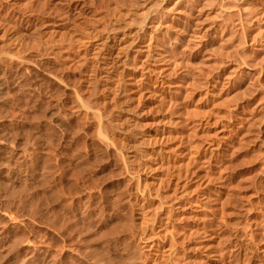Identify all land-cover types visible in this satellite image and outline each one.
Masks as SVG:
<instances>
[{
	"label": "rangeland",
	"instance_id": "obj_1",
	"mask_svg": "<svg viewBox=\"0 0 264 264\" xmlns=\"http://www.w3.org/2000/svg\"><path fill=\"white\" fill-rule=\"evenodd\" d=\"M41 1L25 0V3L21 0L17 2L18 5L3 3L4 6L0 8V264H264V38H261L262 50L257 46L250 55L245 56V63L240 67L243 74L239 76H234L233 68L240 62L238 60L235 64V60L242 58V50L238 57L223 55L222 65L219 66L215 63L218 53L212 47L214 44H208L210 52H213L210 54L208 51L207 54L204 51L205 56H210L205 61V67H202V75L206 76L207 71L211 70V73L224 79L215 84L211 81L207 85L204 79L202 86L200 78L203 80L204 76L201 75L199 79L195 78L199 85L194 79L195 87L194 81H182L183 73L169 67L171 64L168 61L164 63L158 58L144 57L145 44H140L143 48L126 45V35L132 32L129 29L134 26L133 16L130 19L128 14L131 15V11L128 13V10H135V5L137 14H141L151 8L144 6L151 0H133L132 3L129 0H63L66 7L61 1L46 0L49 7L56 11L54 17L58 18L39 15L41 12L36 10L40 11L38 5H42ZM22 2H29V6H24ZM170 2L160 0L159 3L158 0V5L171 7L174 2ZM260 2L257 0L256 5L261 11L264 4L260 5ZM12 4H15L13 8ZM59 4L61 7H58ZM123 8L127 9V13ZM110 9H113V14ZM151 9L153 15L157 8ZM261 17L260 24L264 25V12ZM6 22L12 24L7 26ZM4 28L7 32H4ZM9 28L15 34L9 33ZM211 28L207 43L214 36ZM232 32L228 31V38L235 31ZM61 35L69 41H64V37L61 39ZM53 37H57L55 40L58 44ZM78 38L80 41L76 43ZM81 38L85 41L82 46ZM87 42L100 47L108 46L111 57L117 60L113 67L135 72L134 79L124 78L125 88L117 96L106 97L109 90L101 85L102 81L97 83L98 87H102H96V92L91 89L94 87L88 71L93 70V64L89 63L94 59L87 57L88 61H85L86 55L83 53ZM139 47L143 50H139ZM7 49L11 53L13 51L14 56H10ZM69 49L73 54H69ZM256 49H260V52H256ZM72 57L74 60H69ZM75 60L79 69V66L73 68ZM35 61L37 65L40 63V67L34 65ZM64 67L69 68L68 71L62 70ZM142 72L159 76L165 83L148 85L141 77ZM78 77L80 82L76 79ZM213 84L215 87H212ZM186 90L192 100L188 94L184 95ZM77 91L82 97H89L88 100V97H84L85 101L93 99L91 103L95 110L91 104L88 107L80 105ZM89 91L93 92L92 97ZM2 92L12 96L6 94L5 97ZM93 94L97 95L96 98ZM72 103L78 105L75 108L79 107V110L74 108L73 113ZM181 104L183 109L179 107ZM44 110L47 113L45 116ZM75 111L79 112L78 116L74 114ZM93 111L100 118H89ZM33 113L37 115L33 116ZM76 116H80V120L74 119ZM96 119H100L99 123ZM102 119L101 124L106 130L100 127ZM34 122L36 125L33 126ZM134 122L136 124L133 125ZM114 126L119 129L115 131ZM97 129L100 135L108 136L105 140L115 145L106 146L109 143L104 140V135L106 144L103 141L104 145L99 144L102 137L97 134ZM131 130L142 135L140 141L133 144L136 147L130 143L127 145V139H124ZM68 134H74V137L71 135V139ZM95 136L99 143L95 141ZM139 150L144 153H136ZM142 157L146 160L143 161H148L144 171L140 166ZM73 168L75 171L79 169L75 175L72 174ZM136 197H139V203L134 201ZM135 245L144 246L145 250Z\"/></svg>",
	"mask_w": 264,
	"mask_h": 264
},
{
	"label": "bare ground",
	"instance_id": "obj_2",
	"mask_svg": "<svg viewBox=\"0 0 264 264\" xmlns=\"http://www.w3.org/2000/svg\"><path fill=\"white\" fill-rule=\"evenodd\" d=\"M26 1H28V0H26ZM42 1H43V3H42ZM41 1V3H42V5H38V7H39V9H40V11L37 9L36 11H38V12H41L39 15H41V14H44V15H42V17L44 16H50V18H52V17H54V15L56 14L55 12L56 11H54L53 9H51V7H49V4H48V2H46V0H42ZM59 2L61 1V3H62V1L63 0H58ZM65 1V0H64ZM67 1H69V0H67ZM67 1H65V2H67ZM128 1V0H127ZM131 3L132 2H134L133 0L131 1V0H129ZM128 1V2H129ZM137 0H135V2H136ZM139 1V0H138ZM171 2L170 3H173L174 1L173 0H170ZM256 1L257 0H178V1H175L174 3H173V5L171 6V7H168V6H165L164 4L163 5H158V0H151V1H148L149 3H148V5L146 4V5H144V6H148V7H151V8H157L156 10H155V12L153 13V15H151L152 14V9L150 8L149 10H151V11H149V10H145V12H143V13H141V10H138V11H140V13L141 14H137V6L136 7H134L133 6V8H136L135 10H128L129 12L128 13H130V11H131V15L130 14H128L129 16H131L130 17V19L132 18V16H133V22H134V26H133V29H129V30H132V32H130L128 35H126L127 37H126V40H124L125 41V43H126V45H129V46H137V45H139L140 46V44H145L144 46H145V48H144V50L143 49H141V48H143L142 46H140L139 48V50H143V55H145L144 57H148V58H150V57H154L155 59L156 58H158V59H160L162 62H169L170 64H171V66H169V67H172L173 69L175 68V69H177V70H179L180 71V73L183 75V80L182 81H185V82H188V81H190V83L191 82H193L194 81V79L195 78H197V79H199L200 78V76L202 75V73H203V71H202V67H205V61H206V59L207 58H209V56L210 55H207L209 52H210V49H209V46H208V44H211V46L213 47V49H215L216 50V52L218 53V59L217 60H215V63L217 64L218 63V65L219 66H221L222 65V61H221V58L222 57H224L223 55H228L229 57L231 56V55H233L234 57L235 56H237L238 57V55H239V51L240 50H242V58H238L237 60H235V64H236V61H238L239 63H237L236 64V66L233 68V73H234V76H239V75H241V74H243L242 72V70H241V66H242V64L243 63H245L244 62V59H245V56H247V54L248 55H250V53L251 52H253V49L254 48H256L257 46H259V47H261L260 49L262 50V46L263 45H261V38H264V28H263V26L264 25H261L260 23H261V21H262V14H263V12H264V8L263 9H261V11H260V9H258V6L256 5ZM17 2H21V0H0V8H2L1 6L3 5L4 6V4L3 3H6V5L8 4V3H17ZM24 2H25V0H24ZM24 2H22V3H24ZM37 2H38V0H37ZM59 2H57V3H59ZM71 2V1H70ZM69 2V3H70ZM145 2V1H144ZM143 2V3H144ZM25 3H27V2H25ZM24 3V6L25 5H27V6H29L28 4H29V2H28V4H25ZM56 3V4H57ZM73 3V2H72ZM71 3V4H72ZM127 2H125V4H126ZM138 3V2H137ZM142 3V2H141ZM143 3H142V5H143ZM159 3H160V0H159ZM39 4V3H38ZM62 4H64V2L62 3ZM139 4V3H138ZM145 4V3H144ZM169 4V3H168ZM254 4V5H253ZM264 4V0H261V2H260V5H263ZM9 5H11V4H9ZM15 4H12V8H13V6H14ZM16 5H18V3L16 4ZM34 5V4H33ZM60 5V4H59ZM65 5V4H64ZM63 5V6H64ZM69 5V4H68ZM127 5V4H126ZM125 5V6H126ZM255 5H256V7H255ZM30 6H32L31 4H30ZM41 6V7H40ZM62 6V7H63ZM77 6V5H76ZM122 6V5H121ZM128 6V5H127ZM10 7V6H9ZM15 7H17V6H15ZM32 7H34V6H32ZM58 7H61V5L60 6H58ZM64 7H66V5L64 6ZM63 7V8H64ZM114 7H115V5H114ZM123 7V6H122ZM130 7V6H129ZM129 7H127V9L129 8ZM139 7V6H138ZM148 7H145V9L146 8H148ZM6 8V7H5ZM26 8V7H25ZM30 8V7H29ZM28 8V9H29ZM68 8V7H67ZM112 8H113V6H112ZM118 8H120V7H118ZM125 8V7H124ZM123 8V9H124ZM131 8V7H130ZM140 9H141V7H139ZM7 9V8H6ZM31 9V8H30ZM58 9V8H57ZM62 9V8H61ZM61 9H59V10H61ZM65 10H66V8H64ZM70 9V8H69ZM72 9V8H71ZM73 9H75V8H73ZM114 9V8H113ZM113 9H112V11H111V9L109 10V11H111V13L113 14ZM115 9H116V7H115ZM127 9H124V11L125 10H127ZM9 10V9H8ZM12 10V9H11ZM10 10V11H11ZM25 10V9H24ZM2 11V10H1ZM15 11V10H14ZM35 11V12H36ZM62 11V10H61ZM67 11H68V9H67ZM72 11H74V10H72ZM123 11V10H122ZM147 11H149L150 12V15H149V13L147 12ZM5 12H7V10H5ZM5 12H4V14H5ZM18 12V11H17ZM23 12V11H22ZM33 12V11H32ZM34 12V13H35ZM37 12V13H38ZM69 13H70V11H68ZM119 12V11H118ZM126 13H127V11H125ZM1 13H3V12H1ZM12 13V12H11ZM76 13V12H75ZM111 13L109 12V15H111ZM120 13V12H119ZM122 13V12H121ZM120 13V14H121ZM14 14V13H13ZM30 14H31V12H30ZM29 14V15H30ZM15 15V14H14ZM19 14L17 13V16H18ZM24 15H25V13H24ZM32 15V14H31ZM51 15H53L52 17H51ZM71 15H73V14H71ZM127 15V14H126ZM6 16V15H5ZM23 16V15H22ZM28 16V15H27ZM36 16V13H35V15H34V17ZM37 16H38V14H37ZM59 16V15H58ZM79 16V15H78ZM77 16V17H78ZM11 17H12V14H11ZM15 17V16H14ZM33 17V18H34ZM39 17V16H38ZM41 17V18H42ZM57 16H55L54 18H56ZM61 16H59V18H60ZM76 17V16H75ZM74 16L72 17V18H74V19H76ZM6 18V17H5ZM9 18V17H8ZM22 18V17H21ZM28 18V17H27ZM30 18V17H29ZM46 18V17H45ZM52 19V20H55V19ZM58 18V17H57ZM64 17H62V19H63ZM71 18V19H72ZM9 19H11V18H9ZM13 19H15V18H13ZM19 19V18H18ZM43 19V18H42ZM41 19V20H42ZM16 20H17V18H16ZM22 20V19H21ZM21 20H18V22L20 21L21 22ZM28 20V19H27ZM30 20V19H29ZM44 20V19H43ZM58 20V19H57ZM56 20V21H57ZM6 21V20H5ZM7 21H8V19H7ZM50 21V20H49ZM72 21H74V20H72ZM12 22V21H11ZM15 22V21H14ZM19 22V23H20ZM31 22H32V20H31ZM41 22H43V21H41ZM40 22V23H41ZM51 22H53V21H51ZM8 25L7 26H10L11 24H9V22H6ZM6 23H5V25H6ZM18 23V24H19ZM17 24V23H16ZM45 24V23H44ZM46 24H48L47 22H46ZM45 24V25H46ZM4 25V27L6 28L7 26H5ZM41 25H42V23H41ZM93 24H91V26H92ZM17 26H19V25H17ZM44 26V25H43ZM48 27H49V25H48ZM47 27V28H48ZM212 27V28H211ZM4 28V30H6ZM17 28V27H16ZM21 28H23V27H21ZM32 28V27H31ZM34 28V27H33ZM56 28H58V26L56 27ZM93 28H94V26H93ZM92 28V29H93ZM96 28V27H95ZM210 28L212 29V30H214V36L212 37V40H211V42H209V43H207V35L209 34V30H210ZM37 29V28H36ZM44 29V28H43ZM55 29V28H54ZM233 29H235L234 31H233ZM10 30H12V29H10L9 28V33L11 32ZM16 30V29H15ZM14 30V31H15ZM34 30H35V28H34ZM38 30V29H37ZM46 30H49V29H46ZM71 30V29H70ZM94 30V29H93ZM230 30H232V31H230ZM19 31V30H18ZM50 31H52V30H50ZM67 31V30H66ZM74 31V30H73ZM228 31L229 32H232L233 34H231V35H229V38H228ZM4 32H7V30L6 31H4ZM36 32V31H35ZM34 32V33H35ZM46 32V31H45ZM96 32V31H95ZM12 33V32H11ZM16 33H18V32H16ZM19 33H20V31H19ZM49 33V32H48ZM48 33H46V34H48ZM6 34H8V33H6ZM12 34H15V32H13ZM11 34V35H12ZM56 34H58V33H56ZM3 35H5V33L3 34ZM20 35V34H19ZM18 35V36H19ZM37 35V34H36ZM76 35H78L77 33H76ZM76 35L74 34V36L76 37ZM89 35V34H88ZM14 36V35H13ZM58 36V35H57ZM73 36V35H72ZM20 37V36H19ZM63 37H64V35L62 36H60V38L61 39H63ZM66 37H67V35H66ZM69 37V36H68ZM74 37V38H75ZM77 37H79V35L77 36ZM91 37V36H90ZM8 38V37H7ZM6 38V39H7ZM15 38H16V36H15ZM54 38V37H53ZM57 38V37H56ZM56 38H54V40L56 39ZM65 38V37H64ZM71 38V37H70ZM89 38V37H88ZM92 38V37H91ZM18 39V38H17ZM20 39V38H19ZM33 39V38H32ZM42 39V38H41ZM41 39H39V40H41ZM46 39V38H45ZM82 40H81V43H80V45L82 46V44L85 42V41H83V38H81ZM90 39V38H89ZM34 40V39H33ZM36 40H37V38H36ZM58 40V39H57ZM71 41H73L72 39H70ZM75 40V39H74ZM91 40V39H90ZM5 41V40H4ZM10 41H11V38H10ZM9 41V42H10ZM19 41V40H18ZM21 41V40H20ZM19 41V42H20ZM42 41V40H41ZM63 41V40H62ZM64 41H69L68 39L66 40V38L64 39ZM77 42L76 43H79L78 41H80V39L78 38L77 40H76ZM83 41V42H82ZM210 41V40H209ZM5 42H7V40L5 41ZM8 42V43H9ZM13 42V41H12ZM43 42V41H42ZM47 42V41H46ZM54 42H56L57 43V41L55 40ZM74 42V41H73ZM72 42V43H73ZM91 42V41H90ZM18 42H16V44H17ZM22 43V42H21ZM44 43V42H43ZM55 43V44H56ZM68 43V42H67ZM58 44V43H57ZM62 44V43H61ZM63 44H66V43H63ZM123 44H124V42H123ZM21 45V44H20ZM28 45V44H27ZM45 45H46V43H45ZM69 45V44H68ZM67 45V46H68ZM74 45V44H73ZM78 46L77 47H80L79 46V44H77ZM85 45V44H84ZM87 48H86V50H85V53H83V52H81V53H83L84 54V56L86 57V60H85V57L83 58L85 61H88L87 60V57H92L91 59H94L93 60V62L92 63H89V64H93L92 65V69L93 70H89L88 72H90L89 73V75L91 76L92 75V79H91V81L90 82H92V86L94 87V88H91L94 92H96L95 90H98L99 89V87H102V86H97L98 84L97 83H101V81H102V83H101V85H103V86H105V88H107L108 90H109V92L107 93V95H106V97H111L112 95H115V96H117L118 95V92L120 91V90H122V89H124L125 88V81H124V78H126V77H129V78H135V72L133 73V72H130V71H128V70H126L125 68H123L122 67V69H120V70H118V69H116L115 67H113V65H114V63H117V60L115 61L112 57H111V54L109 53V47L108 46H102V47H100V46H96V44L95 43H89V42H87ZM125 45V44H124ZM123 45V46H124ZM86 46V45H85ZM207 46H208V48H207ZM7 48L9 47V46H6ZM19 47V46H18ZM18 47L15 49V50H17L18 49ZM21 47V46H20ZM25 47V46H24ZM46 47V46H45ZM44 47V48H45ZM55 47H57V46H55ZM63 47V46H62ZM73 47V46H72ZM71 47V48H72ZM84 47V46H83ZM134 47V48H135ZM258 47V48H259ZM28 48V47H27ZM53 48V47H52ZM52 48H50V49H52ZM65 48V47H64ZM68 48H70L69 46H68ZM68 48H67V53H68ZM74 48V47H73ZM124 48V47H123ZM129 48V47H128ZM132 48V47H131ZM263 48H264V46H263ZM10 50H11V48H9ZM9 49H7L8 50V52H10V50ZM53 49H55V48H53ZM209 49V50H208ZM260 49H256V52H260ZM6 50V51H7ZM14 50V51H15ZM70 50V49H69ZM72 50V49H71ZM71 50L69 51V54L71 53ZM81 50H82V47H81ZM134 50V49H133ZM65 51V52H66ZM204 51H207V56H205V54H204ZM209 51V52H208ZM19 52V51H18ZM21 52V51H20ZM19 52V53H20ZM45 52H47V51H45ZM45 52L43 53L44 55H45ZM72 52H74V50L72 51ZM213 51H211L210 52V54L212 53ZM261 52H263V51H261ZM4 53V52H3ZM5 53H7V52H5ZM4 53V54H5ZM48 53H49V51H48ZM75 53V52H74ZM77 53V52H76ZM80 53V54H81ZM216 53V54H217ZM9 53H7V55H8ZM13 55V51H12V53L10 52V56H12ZM21 54V53H20ZM42 54V55H43ZM71 54H73V53H71ZM214 55H215V52L213 53ZM264 54V53H263ZM15 55H17V53H15ZM39 55H40V53H39ZM38 55V56H39ZM43 55V56H44ZM46 55H48V54H46ZM52 55V54H51ZM61 55V54H60ZM63 55V54H62ZM77 55V54H76ZM82 55V54H81ZM14 56V55H13ZM54 56H55V54H54ZM72 56V55H71ZM75 58H76V56L75 55H73ZM212 56V55H211ZM216 56V55H215ZM227 56V57H228ZM6 57V56H5ZM4 57V58H5ZM8 57V56H7ZM19 57V56H18ZM22 57V56H21ZM37 57V56H36ZM35 57V58H36ZM48 57V56H47ZM69 57V56H68ZM83 57V55L81 56V58ZM12 58V57H11ZM70 58V57H69ZM68 58V59H69ZM88 58V59H89ZM8 59V58H7ZM7 59H6V61H7ZM20 59H22V58H20ZM44 59V58H43ZM42 59V60H43ZM56 59V58H55ZM58 59V58H57ZM74 60V58L72 57L71 59H69V60ZM34 60V59H33ZM36 60H38V59H36ZM59 60V59H58ZM69 60H67V61H69ZM80 60V59H79ZM84 60H82V61H84ZM160 60H158V61H160ZM222 60H223V58H222ZM9 61V60H8ZM18 61V60H17ZM16 61V62H17ZM22 61V60H21ZM39 61V60H38ZM43 61H45V60H43ZM42 61V62H43ZM84 61V63H87V65H88V62H85ZM90 61V60H89ZM25 62V60H24V58H23V63ZM36 62V64L34 63V65L36 66L37 65V61H35ZM41 62V63H42ZM78 61H76L75 60V63H74V61H73V68L75 69L76 67H78L79 66V64H77L78 66H76L75 64L77 63ZM220 62V63H219ZM14 63V62H13ZM22 63V62H21ZM22 63V64H23ZM26 63H27V61H26ZM39 63V62H38ZM46 63V62H45ZM49 63V62H48ZM47 63V64H48ZM10 64V63H9ZM21 64V65H22ZM28 64V63H27ZM40 64V63H39ZM37 65V66H39L40 67V65ZM68 64V63H67ZM16 65V64H15ZM26 65V64H25ZM33 65V64H32ZM33 65V66H34ZM70 65H68V66H70ZM81 65V64H80ZM86 65V64H85ZM244 65V64H243ZM246 65V64H245ZM9 66V65H8ZM30 66L31 65H29V68H30ZM42 67L44 66L43 65V63H42V65H41ZM82 66V65H81ZM83 66H84V64H83ZM91 66V65H90ZM110 66H111V68H110ZM207 66V65H206ZM218 66V67H219ZM17 67V66H16ZM66 67V66H65ZM64 67V69L62 68V70H67L68 71V69H66ZM85 67V66H84ZM12 68V67H11ZM15 68V67H14ZM24 68V67H23ZM31 68H34V67H31ZM80 68V66L78 67V69ZM7 69V68H6ZM43 69V68H42ZM42 69H40V70H42ZM77 69V68H76ZM84 69V68H83ZM174 69V70H175ZM205 69V68H204ZM9 70H11V69H9ZM26 70V69H25ZM37 70V69H36ZM81 70V69H80ZM87 70V69H86ZM32 71H34V70H32ZM38 71V70H37ZM72 71H74V70H72ZM81 71H83V70H81ZM91 71H92V74H91ZM205 71V70H204ZM211 70H209V71H207V72H209V73H207V75L206 76H204V75H202V76H204V77H206V78H204L203 77V80H201L202 78H200V82H202V86H204L203 84L205 83L204 82V79L206 80V84L205 85H207V83H219V82H222L221 81V78L223 77V76H219L218 74H213V73H211L210 72ZM8 72V71H7ZM43 72V71H42ZM41 72V73H42ZM75 72V71H74ZM23 73V72H22ZM25 73V72H24ZM28 73V72H27ZM35 73V72H34ZM37 73V72H36ZM35 73V74H36ZM44 73V72H43ZM180 73L178 74V76L177 77H179L180 76ZM5 74V73H4ZM7 74V73H6ZM11 74H12V72H11ZM38 74H39V72H38ZM70 74H72V73H70ZM77 74V73H76ZM204 74H205V72H204ZM23 76H25V74H22ZM31 75V74H30ZM37 75V74H36ZM35 75V76H36ZM40 75V74H39ZM42 75V74H41ZM63 75H65V74H63ZM88 75V76H89ZM181 75V76H182ZM19 76V75H18ZM29 76V75H28ZM33 76V75H32ZM54 76V75H53ZM89 76V77H90ZM31 77V76H30ZM43 77V76H42ZM67 77H69V76H67ZM81 77V76H80ZM80 77H78V78H76L78 81H79V78ZM141 77L143 78V79H145L146 80V84H148V85H150V84H157V83H162V85L165 83L162 79H160V77L159 76H155V75H152V73H147V74H144L143 72L141 73ZM140 77V78H141ZM9 78V77H8ZM13 78V77H12ZM38 78V77H37ZM43 78H45V77H43ZM72 78V77H71ZM182 78V77H181ZM4 79H5V77H4ZM19 79V78H18ZM17 79V80H18ZM25 79V78H24ZM28 79V78H27ZM39 79H42V78H39ZM73 79V78H72ZM142 79V80H143ZM179 79V78H178ZM224 78H222V80H223ZM7 80V79H6ZM32 80V79H31ZM45 80V79H44ZM43 80V81H44ZM65 80V79H64ZM89 80V79H88ZM5 81V80H4ZM36 81V80H35ZM40 81V80H39ZM55 81V80H54ZM71 81V80H70ZM100 81V82H99ZM181 81V80H180ZM181 81V82H182ZM195 81H196V79H195ZM194 81V82H195ZM212 81V82H211ZM6 82V81H5ZM33 82V81H32ZM32 82H30V83H32ZM41 82V81H40ZM58 82V81H57ZM80 82V81H79ZM144 82V81H143ZM197 82V84L199 85L200 84V82L198 83V80L196 81ZM196 82H195V87H196ZM9 83H10V81H9ZM22 83V82H21ZM86 83V82H85ZM180 83V82H179ZM6 84H7V82H6ZM43 84V83H42ZM181 84V83H180ZM187 84V83H186ZM186 84H185V86H186ZM214 84L212 85V87H215L214 86ZM2 85H4V84H2ZM9 85V84H8ZM15 85V84H14ZM35 85V84H34ZM67 85V84H66ZM86 85V84H85ZM88 85H90L89 83H88ZM87 85V86H88ZM188 85V84H187ZM200 85V86H201ZM7 86V85H6ZM11 86V85H10ZM10 86L8 87L9 88V90H10ZM39 86V85H38ZM44 86V85H43ZM68 87H70L69 85H67ZM91 86V87H92ZM185 86L183 87V88H185ZM40 87V86H39ZM42 87V86H41ZM58 87H59V85H58ZM67 87V88H68ZM96 87L98 88V89H96ZM207 87V86H206ZM85 87H83V90H86V89H84ZM90 88V87H89ZM88 88V89H89ZM189 89H188V91L190 90V87H188ZM208 88V90H209V88L210 87H207ZM35 89V88H34ZM46 89V88H45ZM60 89H61V87H60ZM199 89V88H198ZM213 89V88H212ZM37 90H38V88H37ZM72 90H73V88H72ZM92 90H90V91H92ZM181 90V89H180ZM210 90H211V88H210ZM8 91V90H7ZM18 91V90H17ZM69 91H71V90H69ZM89 91V93L88 94H90V97H92V94L91 93H93V92H90ZM11 92V91H10ZM9 92V93H10ZM15 92V91H14ZM33 92V91H32ZM87 92V91H86ZM178 92H179V90H178ZM208 92V91H207ZM206 92V93H207ZM214 92V91H213ZM8 92H6V94H7ZM17 93V92H16ZM23 93V92H22ZM25 93V92H24ZM73 93H74V91H73ZM85 93V92H84ZM98 93V92H97ZM96 93V94H97ZM205 93V94H206ZM2 94H3V96H5L4 95V93L2 92ZM31 94V93H30ZM83 94V93H82ZM86 94V93H85ZM94 95L93 94V96H95V98H96V96L97 95ZM186 94H188L187 93V90H186V93L184 94V95H186ZM210 94H213L212 93V91H210ZM209 94V95H210ZM7 95H9V94H7ZM7 95L5 96V97H7ZM21 95V94H20ZM26 95V94H25ZM34 95V94H33ZM38 95H39V93H38ZM47 95V94H46ZM66 95V94H65ZM75 95V93L73 94V96ZM183 95V94H182ZM190 94H188V96H189ZM10 97L12 96V94L11 95H9ZM15 96V95H14ZM19 96V95H18ZM24 96V95H23ZM23 96L21 97V98H23ZM29 96V95H28ZM37 96V94H35V97ZM48 96V95H47ZM77 96H78V100H79V102H80V105H84V106H86V107H88V104H89V106H91L92 105V103L94 102V101H92L91 99V101L89 102V101H85L84 100V97H85V95H83V97H82V95H81V93L79 92V91H77ZM187 96V97H188ZM199 96V95H198ZM204 96H207V95H204ZM35 97H33V99L35 100ZM39 97V96H38ZM37 97V98H38ZM75 97V96H74ZM73 97V98H74ZM88 96H86L85 98H87ZM184 97H186V96H184ZM190 97V96H189ZM24 98H26V97H24ZM69 98V97H68ZM94 98V97H93ZM182 98V97H181ZM6 99V98H5ZM46 99H49V98H46ZM89 99V97L87 98V100ZM190 99H191V97H190ZM9 100V99H8ZM7 100V101H8ZM11 100V99H10ZM67 100V99H66ZM75 101L77 100V98H75L74 99ZM74 100H71V101H74ZM95 100V99H94ZM192 100V99H191ZM12 101V100H11ZM19 101V100H18ZM48 101V100H47ZM50 101V100H49ZM96 101V100H95ZM16 102H17V100H16ZM20 102V101H19ZM31 102V101H30ZM44 102H45V100H44ZM89 102V103H88ZM92 102V103H91ZM174 102V101H173ZM178 102V101H177ZM40 103V102H39ZM61 103V102H60ZM68 103V102H67ZM71 103V102H70ZM75 103V102H74ZM176 103V102H175ZM11 104V103H10ZM77 104H79L78 103V101H77ZM77 104H75V105H73V103H72V106H74L73 107V110H72V113H73V111L75 110V109H78L79 110V107L78 108H75V106L77 105ZM91 104V105H90ZM185 104V103H184ZM8 105V104H7ZM6 105V106H7ZM14 105V104H13ZM39 105V104H38ZM49 105V104H48ZM47 105V106H48ZM65 105V104H64ZM183 104H181L179 107H182L181 109H183V107L184 106H182ZM190 105V104H189ZM42 106H44L45 107V105H42ZM78 106V105H77ZM205 106V105H204ZM39 107V106H38ZM69 107H70V113H71V104L69 105ZM97 107V106H96ZM118 107H120V105L118 106ZM197 107V106H196ZM202 107V106H201ZM4 108H6V107H4ZM7 108H9V107H7ZM67 108V107H66ZM75 108V109H74ZM90 108V107H89ZM91 108H94V106L92 105V107ZM121 108V107H120ZM188 108H190V107H188ZM11 109V108H10ZM65 109V108H64ZM80 109H81V106H80ZM99 108H97V110H98ZM3 110H5V109H3ZM29 110V109H28ZM34 110V109H33ZM77 110V111H78ZM84 110V109H83ZM94 110H95V108H94ZM186 110V109H185ZM6 111V110H5ZM10 111V110H9ZM39 111H40V109H39ZM38 111V112H39ZM49 111V110H48ZM67 111H68V109H67ZM84 111H86V110H84ZM99 111H100V109H99ZM99 111H97V113L99 112ZM102 111V110H101ZM180 111V110H179ZM192 110H190V112H191ZM8 112V111H7ZM35 112H36V110H35ZM44 112V114H43V116H45V114H47L46 112H45V110L43 111ZM88 112H89V110H88ZM90 112H91V110H90ZM95 111H93L92 112V114L91 115H93V117L88 113V115H90L89 116V118L91 117V118H93V119H95V118H97L99 115H96L95 116V114H93ZM193 112V111H192ZM27 113V112H26ZM40 113V112H39ZM39 113H38V115H39ZM42 113V112H41ZM71 113V114H72ZM77 113V114H76ZM78 113L79 112H76L75 111V113L74 114H76L77 116H78ZM83 113V112H82ZM34 114V113H33ZM32 114V115H33ZM36 114V113H35ZM35 114L33 115V116H35ZM71 114H69V115H71ZM101 114H102V117L104 116V114L101 112ZM127 114V113H126ZM187 114V113H186ZM193 114H195V113H193ZM37 115V114H36ZM51 115V114H50ZM73 115V114H72ZM86 116H87V113L85 114ZM24 116V115H23ZM26 116H28V115H26ZM40 116V115H39ZM47 116V115H46ZM56 116V115H55ZM54 116V117H55ZM75 116V115H74ZM73 117L74 119H76V118H79V117ZM126 116H128V115H126ZM197 116V115H196ZM25 117V116H24ZM41 118H42V116H40ZM39 117V118H40ZM48 117V116H47ZM50 117V116H49ZM57 117V116H56ZM88 117V116H87ZM101 117V118H102ZM125 116H123V120L125 119L124 118ZM183 117V116H182ZM182 117H181V119H182ZM189 117V116H188ZM40 118V119H41ZM46 118V117H45ZM71 118H72V116H71ZM98 118H100V117H98ZM128 118V117H127ZM195 118V117H194ZM43 119H44V117H43ZM47 119V118H46ZM50 119V118H49ZM82 119V118H81ZM84 119H85V117H84ZM33 120V119H32ZM36 120V119H35ZM35 120H33V121H35ZM77 121H78V119H76ZM79 120H80V118H79ZM91 120V119H90ZM98 119H96V121H97ZM100 120V119H99ZM99 120L97 121L98 123H99ZM104 119H102L101 120V122H100V124L102 123V121H103ZM131 120V119H130ZM133 120V119H132ZM194 120V119H193ZM25 121V120H24ZM39 121V120H38ZM75 121V120H74ZM94 121V120H93ZM106 121V120H105ZM134 121V120H133ZM124 122V121H123ZM125 122H127V120H125ZM131 122V121H130ZM44 123H45V121H44ZM47 123V122H46ZM52 123V122H51ZM50 123V124H51ZM94 123V122H93ZM111 123H112V121H111ZM111 123H109V125L111 124ZM132 123V122H131ZM130 123V124H131ZM196 123V122H195ZM32 124V123H31ZM30 124V125H31ZM55 124V123H54ZM92 124V123H91ZM99 124V125H100ZM128 124V123H127ZM134 124H136L135 122L133 123V125ZM34 125H36V123L34 122V124H33V126ZM37 125H38V123H37ZM52 125V124H51ZM56 125H58V123L56 124ZM98 125V124H97ZM96 125V126H97ZM98 125V126H99ZM102 125V124H101ZM100 125V127L103 129V125L101 126ZM106 125H108V124H106ZM113 125V124H112ZM195 125V124H194ZM54 126V125H53ZM95 126V125H94ZM115 126H116V124H115ZM115 126H114V128H115ZM40 127V126H39ZM58 127H59V125H58ZM188 127V126H187ZM21 128H23V126L21 127ZM38 128V127H37ZM48 128V127H47ZM60 128V127H59ZM100 128V130H102ZM108 128H110V127H108ZM32 129V128H31ZM49 129V128H48ZM83 129V128H82ZM98 129H99V127H98ZM97 129V130H98ZM113 129V128H112ZM116 129H119L118 127L117 128H115L114 130L116 131ZM22 130H24V129H22ZM22 130H20V131H22ZM25 130H27V129H25ZM28 130H30V129H28ZM52 130V129H51ZM92 130H94V128L92 129ZM96 130V129H95ZM100 130H98V135L99 136H101L102 137V140H99V142H101V143H99L98 142V139L96 138V136H95V141H97L99 144H103V142H104V140H105V138H106V136L104 135V134H101L100 135ZM103 130H106V129H103ZM102 130V131H103ZM39 131V130H38ZM46 131V130H45ZM48 131V130H47ZM53 131V130H52ZM67 131V130H66ZM65 131V132H66ZM189 131V130H188ZM193 131V130H192ZM195 131V130H194ZM31 131H29V133H30ZM43 132V131H42ZM49 132H51V131H49ZM68 132V131H67ZM90 132H91V129H90ZM121 131H119V133H120ZM131 133L127 136V138H125L124 137V139H127V145H128V143H130V144H136L137 142H139L140 141V139L142 138V135H140L139 133H137V132H135L134 130L132 131H130ZM24 134H25V131L23 132ZM69 133V132H68ZM70 133H72V131L70 132ZM111 133V132H110ZM110 133H108L109 134V136H111L112 137V135L110 134ZM194 133V132H193ZM53 134V133H52ZM57 134V133H56ZM178 134V133H177ZM27 135H28V133H27ZM37 135V134H36ZM49 135V134H48ZM54 135V134H53ZM52 135V136H53ZM62 135V134H61ZM69 135V134H68ZM67 135V136H68ZM72 136L74 135V134H71ZM71 135H69L70 136V138L72 137ZM92 136H93V134H91ZM102 135H104V136H102ZM171 135V134H170ZM181 135H182V133H181ZM25 136V135H24ZM31 136H32V134H31ZM30 136V137H31ZM40 136V135H39ZM50 136V135H49ZM65 136V135H64ZM68 136V137H69ZM178 136V135H177ZM176 136V137H177ZM34 137V136H33ZM38 137V136H37ZM36 137V138H37ZM47 137V136H46ZM62 137V136H61ZM74 137V136H73ZM72 137V138H73ZM98 137V136H97ZM101 137H99V139H101ZM103 137H104V140H103ZM108 137V136H107ZM176 137H175V139H176ZM180 137V136H179ZM71 138V139H72ZM77 138V137H76ZM182 138V137H181ZM34 139H35V137H34ZM48 139V138H47ZM90 139H91V137H90ZM184 139V138H183ZM39 140V139H38ZM45 140V139H44ZM65 140V139H64ZM107 140V142L106 143H109L110 141H108V139H106ZM105 140V141H106ZM109 140H110V137H109ZM119 140V139H118ZM103 141V142H102ZM124 141V140H123ZM126 141V140H125ZM179 141V140H178ZM182 141V140H181ZM50 142H51V140H50ZM49 142V143H50ZM78 142H79V140H78ZM97 142H94V143H97ZM68 143V142H67ZM76 143H77V141H76ZM93 143V142H92ZM105 143V142H104ZM105 143V144H106ZM120 143V142H119ZM118 143V144H119ZM179 143V142H178ZM110 144H114V142L113 143H109V144H106V146L107 145H110ZM104 145V144H103ZM115 145V144H114ZM121 145V144H120ZM182 145V144H181ZM105 146V147H106ZM112 146V145H111ZM110 146V147H111ZM122 146V145H121ZM120 146V147H121ZM133 146H135V145H133ZM138 146V145H137ZM75 147H77V146H75ZM96 147V146H95ZM109 147V146H108ZM107 147V148H108ZM124 146H122V148L121 149H124L123 148ZM136 147V146H135ZM99 148H101V147H99ZM138 148V147H137ZM97 149V148H96ZM117 149H119V148H117ZM139 149H141L140 147H139ZM193 149V148H192ZM70 150V149H69ZM104 150V149H103ZM120 150V149H119ZM138 150V149H137ZM136 150V151H137ZM142 150V149H141ZM84 151H85V149H84ZM99 151V150H98ZM97 151V152H98ZM115 151V150H114ZM120 151H122V150H120ZM143 151H145V149H143ZM142 151V152H143ZM68 152V151H67ZM74 152V151H73ZM86 152V151H85ZM90 152V151H89ZM103 152V151H102ZM119 152V151H118ZM117 152V153H118ZM140 152V150L138 151V152H136V153H139ZM142 152H140L141 154H142ZM75 153V152H74ZM94 153V152H93ZM113 153V152H112ZM121 153H123V152H121ZM126 153V152H125ZM139 153V154H140ZM144 153V152H143ZM190 153V152H189ZM73 154V153H72ZM75 154H77V153H75ZM84 154H86V153H84ZM95 154V153H94ZM105 155H106V153H104ZM108 154V153H107ZM110 154V153H109ZM108 154V155H109ZM92 155V154H91ZM125 155V154H124ZM134 155V154H133ZM191 155V154H190ZM76 156V155H75ZM86 156V155H85ZM115 156V155H114ZM113 156V157H114ZM132 156V155H131ZM138 156V155H137ZM146 156V155H145ZM174 156V155H173ZM88 157V156H87ZM108 157V156H107ZM128 157H130V156H128ZM139 157L141 158V155H139ZM93 158H95V156H93ZM137 158V157H136ZM135 158V159H136ZM139 158V159H140ZM70 159H71V157H70ZM73 159V158H72ZM76 159V158H75ZM85 159H86V157H85ZM90 159V158H89ZM130 159H132V158H130ZM143 159H144V157H142V159H141V164H140V162H139V164H140V166H141V168H143V171H144V169H146V167H148V161L147 162H145V161H143ZM74 160V159H73ZM98 160V159H97ZM101 160V159H100ZM110 160V159H109ZM96 161V160H95ZM107 161V160H106ZM131 161V160H130ZM140 161V160H139ZM176 161V160H175ZM175 161L173 160V162L175 163ZM76 162H77V159H76ZM79 162V161H78ZM177 162V161H176ZM110 164V163H109ZM77 165H78V163H77ZM87 165H90V164H87ZM102 165H104V164H102ZM174 165V164H173ZM105 166V165H104ZM110 166H112V165H110ZM175 166V165H174ZM77 167V166H76ZM124 167V166H123ZM94 168V167H93ZM110 168V167H109ZM94 169H96V168H94ZM106 169V168H105ZM74 170V171H73ZM73 170H72V174L73 175H75V172L77 173L78 171L77 170H79L78 168H76V171H75V169L73 168ZM91 170V169H90ZM89 170V171H90ZM124 170V169H123ZM128 170H129V168H128ZM141 170V169H140ZM105 171V170H104ZM104 171H102L103 173H104ZM132 171V170H131ZM68 172V171H67ZM111 172V171H110ZM70 174H71V172H69ZM109 173V172H108ZM140 177V176H139ZM94 178V177H93ZM115 178V177H114ZM123 178V177H122ZM138 178V177H137ZM82 179V178H81ZM112 179H113V177H112ZM132 179V178H131ZM80 180V179H79ZM91 180V179H90ZM133 180H135V178L133 179ZM132 180V181H133ZM117 181V180H116ZM136 181V180H135ZM137 181H138V179H137ZM136 181V182H137ZM82 182V181H81ZM86 182V181H85ZM118 182V181H117ZM135 182V183H136ZM170 182V181H169ZM174 182V181H173ZM95 183V182H94ZM141 183V182H140ZM139 183V184H140ZM93 184V183H92ZM97 184V183H96ZM138 186H140V185H138ZM136 187V186H135ZM127 189V188H126ZM135 190H136V188H135ZM141 192V191H140ZM227 194H228V192H227ZM226 194V195H227ZM78 195H80V194H78ZM141 195V194H140ZM225 195V196H226ZM70 196V195H69ZM95 196V195H94ZM81 197V196H80ZM101 197V196H100ZM125 199V198H124ZM145 199V198H144ZM177 199V198H176ZM175 199V200H176ZM174 200V199H173ZM232 200V199H231ZM72 201V200H71ZM134 201H136V202H140V199H139V197L137 198L136 197V199L134 200ZM84 202V201H83ZM129 202V201H128ZM171 202H172V200H171ZM80 203H81V201H80ZM166 203H168V202H166ZM82 204V203H81ZM85 204V203H84ZM169 204V203H168ZM87 205V204H86ZM143 205V204H142ZM141 205V206H142ZM174 205V204H173ZM140 206V207H141ZM178 206V205H177ZM176 206V208H178ZM174 207H175V205H174ZM180 207H181V205H180ZM89 208V207H88ZM98 208V207H97ZM104 208V207H103ZM116 208H119V207H116ZM172 208V207H171ZM87 209V208H86ZM100 209V208H99ZM70 210V209H69ZM92 210V209H91ZM103 210V209H102ZM172 210V209H171ZM176 210V209H175ZM175 210H174V212H175ZM178 210V209H177ZM176 210V211H177ZM164 211H166V210H164ZM163 211V212H164ZM170 211V210H169ZM98 212V211H97ZM103 212V211H102ZM127 213V212H126ZM170 213V212H169ZM104 214H105V212H104ZM163 214V213H162ZM166 214V213H165ZM172 214H173V212H172ZM167 215L169 216V214L167 213ZM170 215H171V213H170ZM175 215V214H174ZM112 216V215H111ZM120 216V215H119ZM124 216V215H123ZM122 216V217H123ZM132 216V215H131ZM154 216V215H153ZM172 216V215H171ZM170 216V217H171ZM68 217V216H67ZM117 217V216H116ZM126 217V216H125ZM159 217V216H158ZM161 217V216H160ZM165 217V216H164ZM74 218V217H73ZM72 218V219H73ZM121 218V217H120ZM129 218H130V216H129ZM133 218V217H132ZM154 218V217H153ZM152 218V219H153ZM157 218V217H156ZM155 218V219H156ZM166 218V217H165ZM113 219V218H112ZM128 219V218H127ZM169 219V218H168ZM128 220H130V219H128ZM127 220V221H128ZM134 220V219H133ZM151 221H153V220H151ZM155 221V220H154ZM165 221H167V220H165ZM131 222V221H130ZM156 222V221H155ZM163 222V221H162ZM113 223V222H112ZM115 223V222H114ZM122 223V222H121ZM129 223V222H128ZM132 223H133V221H132ZM131 223V224H132ZM152 223V222H151ZM164 223H166V222H164ZM92 225V224H91ZM115 225V224H114ZM105 226H107V225H105ZM164 226H165V224H164ZM171 226H172V224H171ZM170 226V227H171ZM89 227V226H88ZM97 227V226H96ZM108 227V226H107ZM124 227V226H123ZM133 227V226H132ZM134 228V227H133ZM105 229V228H104ZM108 229V228H107ZM131 229V228H130ZM135 229V228H134ZM87 230V229H86ZM133 230V229H132ZM136 230V232H137V229H135ZM88 231H89V228H88ZM87 231V232H88ZM96 231V230H95ZM166 231V230H165ZM175 231H176V229H175ZM174 231V232H175ZM128 232V231H127ZM171 232V231H170ZM70 234H71V232H70ZM96 234V233H95ZM101 234V233H100ZM99 234V235H100ZM134 234V233H133ZM170 234V233H169ZM168 234V235H169ZM69 235V234H68ZM92 236V235H91ZM123 236V235H122ZM135 236V235H134ZM171 236V235H170ZM73 237V236H72ZM113 237V236H112ZM138 237H139V235H138ZM137 237V238H138ZM144 237V236H143ZM172 237V236H171ZM140 238V237H139ZM175 238V237H174ZM113 239V238H112ZM115 239V238H114ZM135 239H136V237H135ZM134 239V240H135ZM141 239V238H140ZM166 239V238H165ZM137 241H138V239H136ZM136 240H135V242H136ZM172 240V239H171ZM107 241H108V239H107ZM141 241V240H140ZM144 241V240H143ZM134 242V241H133ZM174 242V241H173ZM132 243V242H131ZM138 243V242H137ZM136 243V244H137ZM99 244V243H98ZM139 244V243H138ZM137 244V245H138ZM102 245V244H101ZM105 245V244H104ZM139 245H141V244H139ZM144 245V244H143ZM121 246V245H120ZM125 246V245H124ZM99 247V246H98ZM109 247V246H108ZM134 247H136V245L134 246ZM138 247V246H137ZM136 247V248H137ZM140 247H142V246H140ZM140 247H138V248H140ZM144 247V246H143ZM142 247V248H143ZM107 248V247H106ZM141 249V248H140ZM144 249V248H143ZM117 250V249H116ZM115 250V251H116ZM145 250V249H144ZM108 252H109V250H107ZM101 253H103V252H101ZM123 254V253H122ZM148 255V254H147ZM121 256V255H120ZM143 257V256H142ZM92 260V259H91ZM155 260V259H154ZM94 261V260H93ZM92 261V262H93ZM88 262V261H87ZM91 262V261H90ZM95 263H97V262H95ZM94 263V264H95ZM125 263V262H124ZM129 263V262H128ZM93 264V263H92Z\"/></svg>",
	"mask_w": 264,
	"mask_h": 264
}]
</instances>
